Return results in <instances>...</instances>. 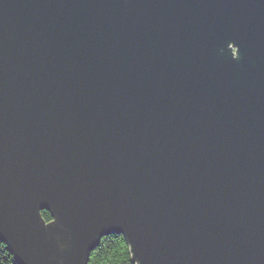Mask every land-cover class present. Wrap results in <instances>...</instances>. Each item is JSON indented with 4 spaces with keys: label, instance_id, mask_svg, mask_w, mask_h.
I'll return each mask as SVG.
<instances>
[{
    "label": "water",
    "instance_id": "water-1",
    "mask_svg": "<svg viewBox=\"0 0 264 264\" xmlns=\"http://www.w3.org/2000/svg\"><path fill=\"white\" fill-rule=\"evenodd\" d=\"M111 234L264 264V0H0V241L87 264Z\"/></svg>",
    "mask_w": 264,
    "mask_h": 264
},
{
    "label": "trees",
    "instance_id": "trees-1",
    "mask_svg": "<svg viewBox=\"0 0 264 264\" xmlns=\"http://www.w3.org/2000/svg\"><path fill=\"white\" fill-rule=\"evenodd\" d=\"M47 222L53 220L51 212L40 211ZM0 264H19L11 254L8 245L0 241ZM87 264H136L131 247L123 235L111 234L101 239L97 247L90 253Z\"/></svg>",
    "mask_w": 264,
    "mask_h": 264
}]
</instances>
